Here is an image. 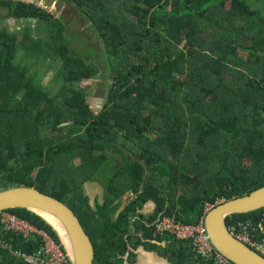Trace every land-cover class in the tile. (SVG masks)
Segmentation results:
<instances>
[{
    "label": "trees",
    "instance_id": "1",
    "mask_svg": "<svg viewBox=\"0 0 264 264\" xmlns=\"http://www.w3.org/2000/svg\"><path fill=\"white\" fill-rule=\"evenodd\" d=\"M34 1L0 0V21L16 23L0 25V185L31 187L66 204L91 241L93 264L122 263L108 249L122 256L129 228L142 240L131 249L149 243L170 264H212L188 242L154 237L153 228L163 217L197 225L206 204L264 186V0H50L54 8L69 2L89 24L103 73L66 44L47 0ZM36 20L45 23L43 35L24 23ZM32 51L60 61L66 75L52 76L62 81L56 93L43 86V72L34 77L14 63ZM97 78L107 89L91 110L75 83ZM95 176L110 214L127 190L135 195L114 221L94 217L98 201L92 211L82 193ZM146 204L149 214L140 212ZM4 212L59 244L31 212ZM245 221L255 239L264 238V207L227 216L225 224ZM2 227L0 240L11 250L41 248L37 236ZM5 249L0 244V264H27Z\"/></svg>",
    "mask_w": 264,
    "mask_h": 264
},
{
    "label": "water",
    "instance_id": "2",
    "mask_svg": "<svg viewBox=\"0 0 264 264\" xmlns=\"http://www.w3.org/2000/svg\"><path fill=\"white\" fill-rule=\"evenodd\" d=\"M149 174L150 172H147V175ZM82 190L91 208H95V199L100 205L103 204L104 190L98 182L85 181ZM125 196L135 197L132 191H128L116 200L112 204V206L117 205L113 219L117 218L127 206L128 203L123 200ZM263 207L264 186L247 195L223 200L205 213L202 223L210 244L231 264H264V258L235 239L225 224L227 216L249 213ZM10 209H24L40 218L56 236L68 264L93 263L94 252L91 241L78 218L66 204L34 188L14 186L0 190V212Z\"/></svg>",
    "mask_w": 264,
    "mask_h": 264
},
{
    "label": "rangeland",
    "instance_id": "3",
    "mask_svg": "<svg viewBox=\"0 0 264 264\" xmlns=\"http://www.w3.org/2000/svg\"><path fill=\"white\" fill-rule=\"evenodd\" d=\"M46 2H47L46 5L49 6V8L46 7V9L50 10L52 15L54 13H56L57 17L59 14V17L63 18L62 20L59 17L57 19L60 20V22H61L60 27L63 29V33L65 34L66 44L68 46H70V47L72 46L74 48L73 53L76 56H80L84 60L92 63L93 65H95L97 67H99L101 69L100 73H103V64L104 63L101 61V58H100L101 57V55H100V50H101L100 42H99V40L98 41L95 40V34H93L92 32H89L90 31L89 30V24L84 21V19H83V17H81V15H79L77 8L75 6H73L72 4H70L69 2L68 3H60L59 5L56 2V3H54L55 8L50 7V5H52V4H50L51 3L50 0H47ZM33 3L35 5H39L37 1H33ZM1 23L6 25L7 27H9L10 30L15 29V24H16L15 20H9L6 23L4 21H0V25H1ZM20 23H23V22H20ZM24 23L31 26V31H30L31 35H34V36L43 35L42 33H43V30L45 29L43 26L45 23L43 24L39 20L30 22V23H28V22H24ZM19 56L20 55L15 57L14 63L16 65L21 66L20 68H25L26 73L31 74L34 77L39 78L41 72H43V75L41 77V81L43 83V86L48 87V89L52 93H56V91H58V87H59L58 83H61L62 81L60 79H57L56 81H54V80H52V76L54 75V73L60 74L63 76L66 75L63 71H61L59 69V66L61 65L60 61L58 62L57 59L55 61V59L53 58L52 55H47L48 57H44L42 55V53L33 52V51L30 54L27 53L26 55L23 54L20 57ZM31 60H32V62H31ZM61 79L63 80L62 77H61ZM104 81H106V79H104ZM101 83H102V79L99 80L98 78L94 79L93 81L87 80L85 82H79L77 84L75 83V86H77L81 89L83 88L85 90L86 101L90 105L91 110H93V108L99 109L100 105L103 102V97H104L105 91L107 89V86H104ZM120 156H121L120 154H118V156H117L118 162H122V159L120 158ZM116 166H118V165H116ZM92 181L98 182L101 186L103 185V183L101 181V177H99V176H95L92 179ZM84 183L81 186H83ZM12 185L13 184H3V185H0V189H6ZM65 201H68V200H66V198H65ZM98 205L100 206L99 210L97 209V211H93L94 209L92 208V211L96 212L94 217L98 216V218H101L102 215H106L109 217L110 220H112L113 219L112 216L115 212L111 213L112 214L111 215L110 212H107L106 209L102 208L103 206L101 207L99 202H98ZM151 211H152V207L148 209V212H144V214H149V213H151ZM125 214H126V212H125ZM125 218L123 219L124 222H125ZM114 220H116V219L114 218L113 221ZM111 223L113 224V222H111ZM129 226H131V225L129 224L128 227ZM136 226L137 225L135 224V222L133 220V226L132 227H136ZM113 229H114V227H113ZM135 232H137V234L134 233L132 229H130V228L127 229L128 239H127V241L123 242L124 245L133 244L135 241H139V240L142 242L141 238L139 237L138 231H135ZM151 243L154 244V242H152V241H151ZM0 244H1V247L3 249L6 248L5 250H8V253L11 254V256L15 257L14 252H10L7 245L2 240H0ZM146 244H149V243H146ZM108 251H109L108 252L109 256L111 257V259L114 262H121L120 257H122L123 261L120 264H123L124 262H127V261H128L127 263L130 264L129 260H130V254L131 253L134 254L133 257L136 260H138L139 255H140V254H135L134 251L131 248H129L128 246H127V250L124 252V254H122V256H120L122 250H118L116 248L112 249V247H111L108 249ZM162 260L165 262V264H170L167 260H165L163 258H162ZM134 262H135V260H134ZM161 262H162L161 259H153V261L150 262L149 264H161Z\"/></svg>",
    "mask_w": 264,
    "mask_h": 264
},
{
    "label": "built area",
    "instance_id": "4",
    "mask_svg": "<svg viewBox=\"0 0 264 264\" xmlns=\"http://www.w3.org/2000/svg\"><path fill=\"white\" fill-rule=\"evenodd\" d=\"M211 208L206 204L203 215ZM201 217L197 225L182 224L171 218L163 217L155 222L154 234H169L178 241L188 242L191 250L204 261H211L212 264H228L227 259L223 258L210 244L206 230L202 224ZM0 224L6 232H14L21 235L24 239L31 234L41 239L42 246L36 253L24 254L13 251L8 243L10 252H14L16 257H21L27 264H66L67 259L60 247L45 232L35 228L24 220L0 212ZM261 229L260 225H258ZM231 235L241 243L248 246L251 250L264 258V238L255 239L252 231L256 229L250 221L239 223L237 226L228 228Z\"/></svg>",
    "mask_w": 264,
    "mask_h": 264
},
{
    "label": "crops",
    "instance_id": "5",
    "mask_svg": "<svg viewBox=\"0 0 264 264\" xmlns=\"http://www.w3.org/2000/svg\"><path fill=\"white\" fill-rule=\"evenodd\" d=\"M115 219H117V218H115ZM134 253L135 254H140L139 255V258H138V260L135 259V262L130 263V264H149L150 262L153 261V259H161V261H162L161 264H165V262L158 255V253L156 251H154V250H151L149 246L147 247L146 243L145 244H142L139 247H137L136 250H134ZM124 263L125 264H128L127 262H124Z\"/></svg>",
    "mask_w": 264,
    "mask_h": 264
},
{
    "label": "clouds",
    "instance_id": "6",
    "mask_svg": "<svg viewBox=\"0 0 264 264\" xmlns=\"http://www.w3.org/2000/svg\"><path fill=\"white\" fill-rule=\"evenodd\" d=\"M104 190V189H103ZM213 206L211 205V208H212ZM210 208V209H211ZM205 215V214H204ZM204 215H203V217H204ZM201 219V218H200ZM202 220H203V218H202ZM203 224V223H202ZM154 227H155V224H154ZM228 228V227H227ZM42 231V230H41ZM44 232V231H43ZM46 233V232H45ZM47 234V233H46ZM47 235H49V234H47ZM163 235H167V236H170V237H172L171 235H169V234H161V235H157V234H154V228H153V236L154 237H156V236H163ZM233 236V235H232ZM49 237L53 240V238L49 235ZM234 237V236H233ZM173 238V237H172ZM174 240H176L175 238H173ZM54 241V240H53ZM176 241H178V240H176ZM55 242V241H54ZM152 242H155L154 240H152ZM183 242V241H182ZM56 243V242H55ZM57 244V243H56ZM59 247H60V249L62 250V248H61V246L59 245V244H57ZM42 246V245H41ZM128 246V245H127ZM190 246V245H189ZM129 248H130V246H128ZM191 248V247H190ZM133 250V249H132ZM62 252L64 253V251L62 250ZM262 257V256H261ZM161 258H163V257H161ZM67 259V258H66ZM164 259V258H163ZM228 261V260H227ZM230 262L228 261V264H229ZM66 264H68V261H67V263ZM93 264V263H92Z\"/></svg>",
    "mask_w": 264,
    "mask_h": 264
},
{
    "label": "flooded vegetation",
    "instance_id": "7",
    "mask_svg": "<svg viewBox=\"0 0 264 264\" xmlns=\"http://www.w3.org/2000/svg\"><path fill=\"white\" fill-rule=\"evenodd\" d=\"M43 2H45V1H43ZM122 197V196H121ZM96 198V197H95ZM133 197H128V196H125V198H123V200H126V203H129L130 201H127V200H129V199H132ZM149 208H151V206H150V204H146V205H144L143 207H142V209L140 210V212L141 213H144V212H148V209ZM151 210V209H150ZM139 247V246H138ZM134 250H136V249H134ZM133 250V251H134Z\"/></svg>",
    "mask_w": 264,
    "mask_h": 264
}]
</instances>
